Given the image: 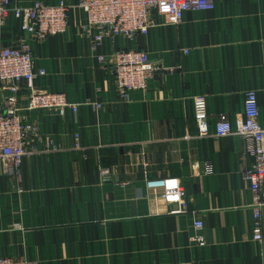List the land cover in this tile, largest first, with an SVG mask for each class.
<instances>
[{
    "label": "crops",
    "instance_id": "crops-1",
    "mask_svg": "<svg viewBox=\"0 0 264 264\" xmlns=\"http://www.w3.org/2000/svg\"><path fill=\"white\" fill-rule=\"evenodd\" d=\"M36 1L72 7L65 35L30 41L46 70L36 85L86 105L76 115L22 113L52 143H32L38 153L24 159L15 182L0 165V257L36 264H264V241H252V194L243 178L253 160L240 138L214 137L221 114L232 124L243 117L248 90L258 92L264 128V0H216L213 11L189 12L179 26L156 27L133 41L106 40L99 50L83 35L80 0L17 4ZM18 35L8 25L0 44ZM119 49L146 51L166 69L128 101L98 62ZM197 95L207 97L206 138L194 120ZM74 133L81 152L73 150ZM100 167L112 182H99ZM165 178L181 181L188 213L171 214L178 206L155 201L146 189V181ZM192 212L204 223V247L192 242Z\"/></svg>",
    "mask_w": 264,
    "mask_h": 264
},
{
    "label": "built area",
    "instance_id": "built-area-1",
    "mask_svg": "<svg viewBox=\"0 0 264 264\" xmlns=\"http://www.w3.org/2000/svg\"><path fill=\"white\" fill-rule=\"evenodd\" d=\"M19 0H0V36L8 25L14 26L19 35L9 46L0 44V92L6 95L0 100V165L13 179L19 178L24 159L38 151L32 145L39 140L47 148L52 141L45 140L35 124L29 123L23 112H54L64 116L67 111L77 114L80 106L71 103L66 94L41 89L36 85L46 76V70L37 66L30 41L44 43L51 37L65 35L70 28L72 7L65 1L46 5L36 1L23 7ZM216 0H80L77 8L85 15L83 35L99 50L106 40L123 38L133 41L146 36L160 26H179L189 12H207L215 9ZM161 19V23L158 22ZM188 53V51L186 52ZM98 62L112 79L119 99L128 101L132 92L148 91L150 82L166 69L151 61L149 54L137 49H119L108 55L100 54ZM173 73V69L167 70ZM102 109L103 104L94 103ZM193 113L199 136H210L207 97L193 98ZM258 92H245L243 117L232 124L227 115L221 114L215 126L214 137L223 139L235 136L246 145L245 153L252 158L251 167L243 178L252 194V241H264V128L260 123ZM73 150H84L79 133L73 134ZM212 166L207 164L206 173ZM113 176L109 169L99 168V182L110 183ZM146 189L155 201L177 205L173 215L188 213L187 197L181 181L165 178L146 181ZM19 193L23 190L19 189ZM195 217L197 235L192 242L200 247L207 242L201 232L202 220ZM0 264H36L22 258L0 257Z\"/></svg>",
    "mask_w": 264,
    "mask_h": 264
}]
</instances>
